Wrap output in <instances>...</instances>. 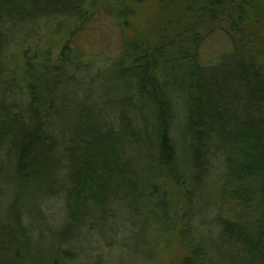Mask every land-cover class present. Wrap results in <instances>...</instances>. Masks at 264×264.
Instances as JSON below:
<instances>
[{"label": "trees", "instance_id": "trees-1", "mask_svg": "<svg viewBox=\"0 0 264 264\" xmlns=\"http://www.w3.org/2000/svg\"><path fill=\"white\" fill-rule=\"evenodd\" d=\"M114 1L0 0V264H112L93 247L126 246L127 234L135 245L119 260L147 264L145 232L170 228L169 186L187 209L213 182L235 219L218 222L216 242L192 239L183 264H264V0H182L153 48L125 43L92 100L93 71L71 43L117 17ZM206 18L230 28L210 63L193 36ZM63 32L52 63L17 57L15 81L3 77L12 47ZM16 85L26 100L12 99ZM109 91L122 98L108 120Z\"/></svg>", "mask_w": 264, "mask_h": 264}, {"label": "rangeland", "instance_id": "rangeland-1", "mask_svg": "<svg viewBox=\"0 0 264 264\" xmlns=\"http://www.w3.org/2000/svg\"><path fill=\"white\" fill-rule=\"evenodd\" d=\"M181 1L116 0L114 3L118 18L114 17L111 21L107 20V18L94 21L96 23L94 25L96 30H90V36H86V34L81 38H77L74 43H71L77 47V53L80 56H86V60L84 59L87 62L85 69L90 68L93 71L91 75L85 78L92 85L94 84L92 87V100L97 97V86L102 82L100 80L101 82L97 84L95 81L100 76L99 74L104 76L102 77L103 83L113 85L111 79L108 81L106 79H108V75H111L110 69L115 59H118L122 54L125 43L133 45L132 47L139 50V53L143 52V50L146 51L147 48H153L159 35L163 34L169 25L167 24L165 15L170 10L172 11ZM195 30L197 35L193 36H196L198 40L203 42L204 38H206L201 52L203 59L207 63L214 61L217 55L220 56L223 52L225 53L229 50V40L226 38L229 36H226L227 32H230L228 21L223 19L213 21L206 18L196 26ZM69 38V32H63L62 34H55L42 41L40 37L34 36L27 41L20 42V47H12L8 52V72H5L3 77H6V80L13 78L12 81H15L14 77L17 76L15 66L19 62L17 57L22 59L27 57L28 61L34 66L33 70L40 71L41 66L44 67V64H50L51 61L53 62V59H56L61 47L69 42ZM194 48L195 46H192L190 50ZM137 56L138 54L136 53H128L127 60L125 61L126 67H129L131 61ZM110 77L113 78L112 76ZM26 94L27 88L25 86L19 88L16 85V87H13L12 99L17 101L26 100ZM107 98L106 101L109 102L107 117L109 120V117L114 114V108L121 105L122 95L121 93L109 91ZM9 102L11 101L9 100ZM182 106L180 105L177 108L178 114L183 113ZM168 190L170 192L169 202L171 207L174 209L178 208L179 211L176 213L174 209L171 211L169 215L170 228L167 232L162 230V233L159 235L160 238L156 239L158 233V227L156 225L153 226L154 231L152 229L153 227H151L149 231L145 232V238L148 237V241L150 239L155 252V259L153 256L152 260L147 261V264H183L192 239L207 244L212 241L216 242L219 235L218 222L225 219H235V202L215 182L207 183L202 188L199 187L197 190L198 195L196 194L189 200L187 209H185L186 197L184 198L182 192L180 194L174 185H170ZM7 195L5 192L3 196L6 197ZM59 202V200H56L57 205H55L56 208L54 209L56 212L61 205ZM48 212L47 214H54L51 208L48 209ZM130 237V234H127L125 237L126 246L124 244L110 246L97 243L91 253L94 256H99L102 253L101 257L107 256L112 264L114 262L115 264H123L121 257H123L125 252L128 254L127 249L129 250L130 248H127V245H135ZM137 242L141 241L138 240ZM119 257L121 258L120 260ZM146 258L147 256L145 260H147ZM127 259V264H133L130 256Z\"/></svg>", "mask_w": 264, "mask_h": 264}]
</instances>
